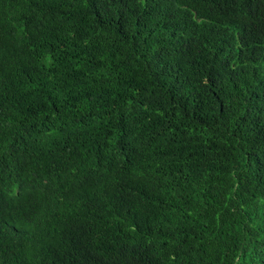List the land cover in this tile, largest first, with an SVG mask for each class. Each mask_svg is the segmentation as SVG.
Returning a JSON list of instances; mask_svg holds the SVG:
<instances>
[{
	"label": "trees",
	"instance_id": "trees-1",
	"mask_svg": "<svg viewBox=\"0 0 264 264\" xmlns=\"http://www.w3.org/2000/svg\"><path fill=\"white\" fill-rule=\"evenodd\" d=\"M0 264H264V0H0Z\"/></svg>",
	"mask_w": 264,
	"mask_h": 264
}]
</instances>
